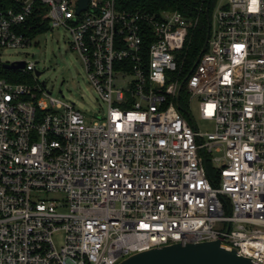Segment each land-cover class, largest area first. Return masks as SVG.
Wrapping results in <instances>:
<instances>
[{
    "label": "built area",
    "instance_id": "built-area-1",
    "mask_svg": "<svg viewBox=\"0 0 264 264\" xmlns=\"http://www.w3.org/2000/svg\"><path fill=\"white\" fill-rule=\"evenodd\" d=\"M12 1L0 48L29 45L34 25L65 29L105 111L86 124L32 77L35 62L0 65V264H117L211 240L264 264V0H224L184 77L177 53L196 20L176 10ZM193 97L212 130L188 121Z\"/></svg>",
    "mask_w": 264,
    "mask_h": 264
},
{
    "label": "rangeland",
    "instance_id": "rangeland-1",
    "mask_svg": "<svg viewBox=\"0 0 264 264\" xmlns=\"http://www.w3.org/2000/svg\"><path fill=\"white\" fill-rule=\"evenodd\" d=\"M223 3L224 0L214 1L210 10L211 21L213 13ZM69 41L70 36L65 29L61 27L47 29L35 35L29 45L0 48V62L20 60L35 62L34 68L40 73L35 75L32 72V77L38 82H43L51 97L72 101L82 113L83 121L89 124L94 119L93 113L102 114L105 111V104L96 97L88 84L82 64L77 54L70 48ZM196 101L197 97L191 99L187 106L188 115L198 130H212L211 121L199 118ZM52 239L57 247L61 231L55 232Z\"/></svg>",
    "mask_w": 264,
    "mask_h": 264
},
{
    "label": "trees",
    "instance_id": "trees-1",
    "mask_svg": "<svg viewBox=\"0 0 264 264\" xmlns=\"http://www.w3.org/2000/svg\"><path fill=\"white\" fill-rule=\"evenodd\" d=\"M214 1L215 0H114V7L119 11L138 10L148 13H157L161 10H176L190 20L195 19L196 21L189 29L183 47L177 53V61H182L181 77H184L192 66L204 40L206 29L204 9L207 7L208 15L210 17V10ZM8 8L15 9L16 4L12 0H0V10ZM32 9L33 20H37L39 13L43 11V7L39 3H34ZM46 27L45 24L39 26L34 25L30 30V34L33 35L45 31ZM2 73L7 76V78L15 81L27 80V75L14 74L7 71H2ZM185 97L186 94L182 88L179 95V105L181 108H184L185 106ZM206 169L209 177H212L214 172L208 163L206 164Z\"/></svg>",
    "mask_w": 264,
    "mask_h": 264
},
{
    "label": "water",
    "instance_id": "water-1",
    "mask_svg": "<svg viewBox=\"0 0 264 264\" xmlns=\"http://www.w3.org/2000/svg\"><path fill=\"white\" fill-rule=\"evenodd\" d=\"M86 0H78L76 11L85 7ZM204 16L206 22V29L204 40L201 48L192 64L196 63L199 55L204 50L208 32H209V15L207 7L204 9ZM2 68L16 69L21 68L23 61H12L9 63H1ZM191 66V67H192ZM38 74L37 71L34 72ZM180 83L177 87L175 103L178 109H181L178 103V93L181 88ZM186 114V113H185ZM188 116V115H187ZM191 126L190 116L187 117ZM117 264H258L251 261L249 258L238 255L233 249L223 245L218 240L187 242L184 244L172 243L159 247H152L141 251L134 252L123 259Z\"/></svg>",
    "mask_w": 264,
    "mask_h": 264
}]
</instances>
